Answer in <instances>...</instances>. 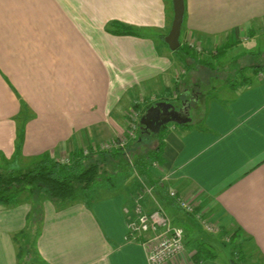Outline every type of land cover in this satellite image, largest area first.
Listing matches in <instances>:
<instances>
[{
	"label": "crops",
	"instance_id": "1",
	"mask_svg": "<svg viewBox=\"0 0 264 264\" xmlns=\"http://www.w3.org/2000/svg\"><path fill=\"white\" fill-rule=\"evenodd\" d=\"M185 7L181 46L192 54L177 56L165 41L174 0H0V169L23 171L43 155L61 162L87 155L128 134L135 104L143 109L183 95L180 109L197 101L200 94L185 78L189 65L212 63L208 58L222 47L229 48L226 56L245 48L236 61L247 54L264 58L255 52L262 44L251 42L264 37V0H185ZM113 23L138 35L109 32ZM247 66L242 85L225 84L224 98L199 99L202 111L191 124L169 128L163 172L156 173L167 194L176 190L194 199L225 243L230 236L223 237L224 231L239 228L264 259V69ZM114 186L108 195L95 194L100 185L69 204L44 200L38 226L28 194L10 206L0 204V264L19 263L16 240L29 230L37 264H149L141 245L146 237L127 239L138 189ZM152 199L164 206L156 194ZM148 201L143 206L149 211ZM167 208L185 230L186 247L165 264H195L201 242L216 253L195 218ZM216 255L200 264H219Z\"/></svg>",
	"mask_w": 264,
	"mask_h": 264
},
{
	"label": "trees",
	"instance_id": "2",
	"mask_svg": "<svg viewBox=\"0 0 264 264\" xmlns=\"http://www.w3.org/2000/svg\"><path fill=\"white\" fill-rule=\"evenodd\" d=\"M111 27L112 30L109 32L118 35H138L135 30L120 23H113ZM181 50H183V52L187 50L192 54L191 48L187 45H182L176 52H180ZM228 50V47L220 48L217 50L214 58H217L218 60L224 58ZM208 65H204L203 67L213 70L214 64L209 63ZM246 69V67H241L236 72L238 74L235 78L240 77L242 79L239 83L237 80L232 81L234 78H229L231 87H236L238 84L242 85L246 79L242 76L245 74ZM199 99L201 101L202 98L199 97L197 101L195 100L190 103V106H199ZM151 106L152 105H149L147 109ZM133 108L141 110V104H135ZM28 111L27 105L23 103V112L28 113ZM145 112L146 110L143 111L142 115L145 114ZM26 118L27 117L25 116L24 121L28 120L30 116H28L27 119ZM188 125L189 123L184 124L183 126L186 127ZM166 127L167 126L163 128L165 129ZM163 128L159 134L142 133L140 125L137 139L127 142V149L118 147L110 150H103L101 149V146H97L91 149L87 155H84V153L73 154L72 157L69 158L68 163L54 160L49 155H43L29 169L23 172L0 169V204L10 206L15 202H19L18 200H20L22 195L28 194L33 207V223L38 226L43 220L42 206L44 200L48 199L53 203L60 204L75 202L78 198L88 195L91 192V189L97 187L98 183L101 181L112 180V177H109V179L106 178L107 171L105 166L107 164L113 166L114 171L117 172L118 169L127 166V154L132 153L135 156V161L132 167L135 168L139 174L150 183V185L154 186L156 195L159 197V200L163 205L165 207H168L169 205L175 206L177 209H180L175 198L170 196V192L167 194V186H165L161 179L155 177L151 173V168L154 163L157 162V165L161 164V151L163 149L164 141H160L159 146L155 151H148L146 154H140V149H138L143 146L147 137H161ZM122 137L127 138L128 134ZM126 169H128V167ZM119 174H121V172ZM112 186L114 185L112 184ZM173 224L175 225L174 222ZM22 235H24V246L18 248V264H21L24 256L27 258L31 256L32 253H36L34 243L32 242L34 237L31 235L30 230L27 231L26 234L23 232ZM222 236H230L229 244L232 248V256L234 257L236 254L240 253V251H244L245 247H247L245 244L248 238L239 228H236L233 233L224 231ZM16 244L19 245L20 243L16 240ZM212 250L213 249L209 243L201 242L197 248L196 255L193 257L194 263L200 264L203 261L216 260L217 255ZM246 262L247 260H244V263ZM231 263L237 264L234 259H232ZM28 264H30V262ZM32 264L37 263L34 260L32 261Z\"/></svg>",
	"mask_w": 264,
	"mask_h": 264
},
{
	"label": "rangeland",
	"instance_id": "3",
	"mask_svg": "<svg viewBox=\"0 0 264 264\" xmlns=\"http://www.w3.org/2000/svg\"><path fill=\"white\" fill-rule=\"evenodd\" d=\"M157 41H159V39H157ZM251 42H256V43L262 44L258 50H255V52L258 53V52L262 51L264 54V37H261L260 40H254ZM181 43H184V34L181 37ZM246 44L249 45L248 43H246ZM183 46H184V44H183ZM193 46H195V45L193 44ZM245 51H246L245 48L242 47L241 49L237 50L235 53L231 54L230 56L220 58V60H218L217 58H211V59L208 58V60H210V62H212L214 64L213 70H210V69L203 67V66L200 67L199 65H195V66L189 65L190 71L185 76V78L192 83L191 85H193V88H196V90H194L193 92L200 94V98H204L207 96H209V98H215V97L224 98L227 94V90H224L223 86L225 84L229 83L230 77L234 78V79H232V81L237 80L238 83L240 81H242V79L240 77L235 78V76L238 74L236 72L238 71L239 68H241V67L249 68V66H247V65H249L251 63H258V64H260V66H262L261 68L264 69V58L262 59L260 56L254 57V59H253V57H251L250 54H247L246 58L242 59L241 61H236L235 54L236 55L242 54ZM174 53L177 56H181L183 54V50H181L180 52H174ZM253 60H254V62H253ZM190 78H193L192 79L193 81ZM181 80L183 82H185V79H181ZM218 87L222 91H220L218 93H214L213 89L218 88ZM142 100L145 102L147 101L145 97H143ZM183 100H187V99L185 97H183V95H180V99H178V100L174 99V102H172L171 104H173L179 108L180 107L179 104H181V102ZM147 107L148 106H145L141 110L138 109V111L141 112V114L143 113L144 110H146V112H147L149 109V108L147 109ZM191 107H192L191 108V111H192L191 112V122H189V124H191L195 120V118L197 117L198 110L202 111V109H197L198 106H196V105L195 106L192 105ZM143 115H141L140 119L138 120V128L135 130L136 131L135 135L133 137L131 136V140H128V142H131V141H134L135 139H137L138 131L140 128L139 125H141V118ZM18 121L21 122V119H19ZM129 123L130 122H128V128H129ZM173 125H175V124L174 123L167 124L166 125L167 127L165 129L163 128V131L161 132L162 133L161 137H154V136L147 137L143 146L138 148V149H140L139 153L140 154H146L148 151H155L157 149V147L159 146L160 141H163L164 136L166 137L168 135L169 128ZM20 128L22 129V124H20ZM129 131H130V129H129ZM120 138L124 139V137H121V136H120ZM126 147H128L127 142H126V146L124 148H126ZM88 151H89V149H86L87 153H88ZM68 161L69 160H66L63 163H68ZM134 161H135L134 154L128 153L127 158H126L127 166H124V167L118 169L117 172L114 171L113 166H111L110 164H107L105 166L106 171H107L106 178L109 179V177H112V180L111 181H101L100 183H98L97 187H93L91 189V191H92L91 193H93V191H95V189L100 187V185H103V187H101V191H100V188H98L97 192L95 193L100 197H102V195L104 196L105 194L108 195L107 192L110 191L111 187H113L112 184L113 185L115 184L114 191L116 190V191H120V192H125L126 190H131L132 188L135 189V187H137L138 191H137V197L135 199L136 203H135L134 209L138 205H143V201H145L147 199V200H149L148 203L151 202L149 205L151 207V208H149V212H153L154 210H156L158 208H162L169 215L170 213L168 212L167 207L162 206L161 203H156V204L154 203V200L152 198H154L155 194H156L155 188H154V186L150 185V183L144 177H142L135 168L132 167ZM127 167H128V169H126ZM159 167H160V165H157V162H156V163H154L153 167L151 168V173L157 178H158V176H157L156 172H159V171L163 172V170H161ZM3 168H5V167H3ZM10 170H14L16 172H21L20 169L14 167V166ZM25 170H27V168L24 169L23 171H25ZM120 172H121V174H119ZM158 175L161 176L160 173ZM172 191H175V190H169V192H172ZM135 192H136V190H135ZM180 196L183 198V196L181 194H180ZM189 201H191V200H189ZM192 201L195 202L194 199ZM144 209L147 210L145 207H144ZM180 213H183L186 216H190L191 218H195L194 215H190L189 213L187 214L183 211ZM32 217H34V215ZM170 218L172 219L171 216H170ZM172 221H173V219H172ZM204 221H205V224H207L209 226L211 224H213L216 227L220 228L219 226H217L216 224L211 222L210 218L207 217L206 215L203 216V222ZM182 224H183L182 226H186L187 222L182 221ZM203 224H201V226L204 228L205 232L209 233V239L208 240H211L210 243L213 244L214 250L218 254V263L219 264H232L231 263L232 259H234L237 262V264H264V259H261L259 257V255L255 251L254 247H252V243L249 239L247 240V242L245 244V245H247V247H245V250L240 251V253L236 254L234 257L231 254V251H232L231 246L229 244L225 243V239H222V237H220L218 235L220 233L208 232L205 229V226ZM23 242H24L23 238H20V247L24 246ZM32 242H34V239H32ZM36 257H37L36 253H32L31 256H29L27 258H26V256H24V258L21 261V264H28L29 262H30V264H32V261H34L36 259ZM244 260H247V262L244 263Z\"/></svg>",
	"mask_w": 264,
	"mask_h": 264
},
{
	"label": "built area",
	"instance_id": "4",
	"mask_svg": "<svg viewBox=\"0 0 264 264\" xmlns=\"http://www.w3.org/2000/svg\"><path fill=\"white\" fill-rule=\"evenodd\" d=\"M128 115L130 117L128 137L112 139L102 144L101 149L124 148L128 139L135 135V130L138 128V120L142 114L137 109L132 108ZM170 196L175 198L176 203L183 212L194 215L201 224L204 223L203 225L208 232L216 233L218 231L219 228L215 225L211 224L209 226L205 224V221L203 222V215L196 210V205L193 201L182 198L176 190L170 192ZM135 215L136 220L128 225L129 235L127 239L138 240L141 236L146 237L141 241V245L146 251L149 264H165L182 256L186 247L185 230L181 226L174 225L164 209L158 208L153 212H149L144 209L143 205H138L135 208Z\"/></svg>",
	"mask_w": 264,
	"mask_h": 264
},
{
	"label": "water",
	"instance_id": "5",
	"mask_svg": "<svg viewBox=\"0 0 264 264\" xmlns=\"http://www.w3.org/2000/svg\"><path fill=\"white\" fill-rule=\"evenodd\" d=\"M185 0H174V21L172 29L165 41L172 51L181 47L180 37L185 16ZM189 102L183 103L178 109L167 102H159L151 106L141 118L142 133L159 134L169 123L184 125L191 122V106Z\"/></svg>",
	"mask_w": 264,
	"mask_h": 264
}]
</instances>
